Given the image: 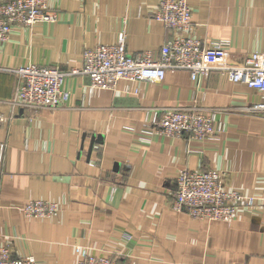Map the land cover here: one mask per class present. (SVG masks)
<instances>
[{"label":"crops","instance_id":"crops-1","mask_svg":"<svg viewBox=\"0 0 264 264\" xmlns=\"http://www.w3.org/2000/svg\"><path fill=\"white\" fill-rule=\"evenodd\" d=\"M158 1L48 0L55 22L16 26L0 44V248L37 264H75L76 247L121 264H264V202L228 222L170 207L180 169H213L227 189L264 195V114L246 110L260 101L258 91L218 71L192 81L176 70L160 82L120 80L112 90H90L87 76H69L65 104L13 103L14 69H80L85 49L112 45L121 32L127 53L158 58L171 34L153 16ZM186 2L187 36L207 46L226 42L235 62L262 49L264 0ZM155 107L216 112L225 130L217 140L185 134L143 142ZM32 200L54 202L59 212L26 217Z\"/></svg>","mask_w":264,"mask_h":264},{"label":"built area","instance_id":"built-area-1","mask_svg":"<svg viewBox=\"0 0 264 264\" xmlns=\"http://www.w3.org/2000/svg\"><path fill=\"white\" fill-rule=\"evenodd\" d=\"M47 1L0 0V44L7 40L16 26L55 22L56 15L48 11ZM153 16L171 33L160 48L158 58H152L149 51L127 53L125 33L121 32L112 45L85 49L80 69L63 71L32 63L14 69L17 84L13 103L26 108H54L65 104L70 94L64 88V82L74 75L87 76L90 90H112L120 80L160 82L168 71H188L192 81L218 71L228 80L258 91L260 101L246 110L264 114V33L262 49L247 54L241 62H235L230 57L226 42L214 41L207 46L187 36L191 29V10L186 0H159ZM216 115V112L205 113L192 108L155 107L151 109L148 126L140 131L139 139L150 142L154 135L178 138L189 134L197 140H217L225 126ZM4 119L0 111V124ZM124 130L133 132L134 128L124 127ZM175 186L171 209L185 212L197 220L228 222L240 210H256L264 202V195L255 197L227 189L221 174L213 169H180ZM22 212L26 217L51 218L58 214L59 207L54 202L32 200L24 205ZM75 252L78 257L75 264H121L117 258L90 253L87 247H76ZM0 264L37 263L32 256H14L5 246L0 248Z\"/></svg>","mask_w":264,"mask_h":264},{"label":"rangeland","instance_id":"rangeland-1","mask_svg":"<svg viewBox=\"0 0 264 264\" xmlns=\"http://www.w3.org/2000/svg\"><path fill=\"white\" fill-rule=\"evenodd\" d=\"M235 190V189H234Z\"/></svg>","mask_w":264,"mask_h":264}]
</instances>
